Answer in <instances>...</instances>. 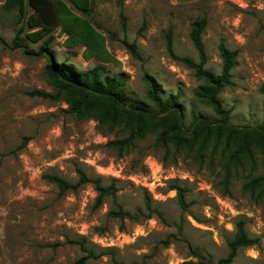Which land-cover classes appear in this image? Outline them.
<instances>
[{
    "label": "rangeland",
    "instance_id": "374dc122",
    "mask_svg": "<svg viewBox=\"0 0 264 264\" xmlns=\"http://www.w3.org/2000/svg\"><path fill=\"white\" fill-rule=\"evenodd\" d=\"M62 1L89 21L101 42L73 45L79 39L58 27L49 53L39 56L47 38H26L34 31L26 26L33 14L27 0L23 21L0 0V264H77L82 258L83 264L215 263L226 257L239 220L256 245L239 251L232 264H264V185L254 183L264 179V152L250 148L236 162L222 140L198 134L193 115L210 123L219 118L194 99L202 83L168 55L165 41L170 31L174 55L197 62L190 25L204 17V70L220 75V45L236 53L230 85L219 94L230 111L228 124L261 128L264 0H93L88 15ZM127 44L135 45L139 59ZM52 64L76 74L99 68L102 76L121 75L125 105L158 115L145 98L148 76L163 100L177 99L182 127L162 142L161 116L136 122L117 110L99 120L85 108L99 101L94 96L74 112L64 85L48 72ZM126 140L127 147L111 145ZM77 170L91 183L75 192L60 194L45 180L57 176L74 184ZM94 182L113 187L115 199L95 208ZM173 185L184 190L185 211ZM117 206L129 218L110 217Z\"/></svg>",
    "mask_w": 264,
    "mask_h": 264
},
{
    "label": "trees",
    "instance_id": "16d2710c",
    "mask_svg": "<svg viewBox=\"0 0 264 264\" xmlns=\"http://www.w3.org/2000/svg\"><path fill=\"white\" fill-rule=\"evenodd\" d=\"M78 12L88 15L90 12L91 3L93 0H67ZM28 5L33 10V14L29 15L26 20V26L34 29L33 32L26 35V38L36 43L43 38H47L44 42L41 53H49L48 45L52 37L50 34L60 28V32L68 34L69 38L75 40L73 45L85 44L87 48L92 46L87 44V41H93L98 44L102 38L97 34L85 18L73 13L66 2L62 0H27ZM3 7L8 10L16 9L18 11V21H23L26 16L25 0H4ZM123 19V18H122ZM124 21V20H123ZM206 28V19L204 17L194 20L190 25L189 40L196 51L197 62L188 58H178L174 55L172 49L171 32L166 34V50L168 55L174 60L181 63L185 68L193 71L194 77L202 84L196 89L194 99L201 104L209 107L213 113L219 118L218 122L210 123L208 120L192 116L193 124L196 127L198 134L205 140L212 137L217 142L222 140L224 148L230 152V157L239 161L241 157H247L250 154V148L264 152V90H261L263 96V114L262 127H234L228 124L230 111L225 110L219 94L230 85V73L234 68L236 53L228 51L224 46H219V57L221 60V72L219 76H213L204 70L207 64V57L202 42V34ZM92 37V39H90ZM95 39V41H94ZM95 43V44H96ZM16 48H21V40L16 37L14 39ZM127 52L135 59H139L135 45H126ZM87 59L89 57L86 56ZM103 63L108 61L103 60ZM49 74L64 87L61 89L65 92L67 103L73 108L74 112H78L85 104L84 99L90 96L96 97L99 101L85 107L88 111H93L97 119L102 120L104 117H112L116 111H120L119 117L125 118L132 116L133 120L139 122L142 118L155 119L158 116L163 117L160 126L162 132L160 140L164 142V137L172 132L179 131L182 127L181 107L177 99L170 97L163 100L160 96L161 90L156 82L144 76L143 80L147 86L145 94L146 100L151 103L158 111V115H153L140 107L126 106L124 103V79L123 76L116 77L102 76V70L95 68L76 74L65 65L52 64L49 68ZM31 95H37L46 99H51L47 93L33 92ZM102 100V101H101ZM112 113V114H110ZM130 140L111 144L113 146L127 147ZM77 182L71 184L57 176H45V180L54 185L60 194L77 191L82 185L91 183L87 176L80 170L76 171ZM254 183L264 185V179H257ZM94 191L96 198L94 207L98 208L103 204L105 198L110 197L115 199V191L113 187L104 188L94 182ZM171 191H175L178 205L182 211L187 209L185 202L184 190L171 186ZM145 211L147 216H143L145 220L150 218L152 213L150 208V199L144 201ZM109 216L115 219L129 218V215L124 213L121 207L117 206L115 212H110ZM256 245V240L251 238L245 228L243 221H237L234 224L233 237L227 242V255L224 259L212 263L210 260L200 258L196 263L185 262L183 264H232L239 251L248 249ZM85 258H82L77 264H83Z\"/></svg>",
    "mask_w": 264,
    "mask_h": 264
},
{
    "label": "crops",
    "instance_id": "0c3cea01",
    "mask_svg": "<svg viewBox=\"0 0 264 264\" xmlns=\"http://www.w3.org/2000/svg\"><path fill=\"white\" fill-rule=\"evenodd\" d=\"M67 4V3H66Z\"/></svg>",
    "mask_w": 264,
    "mask_h": 264
}]
</instances>
